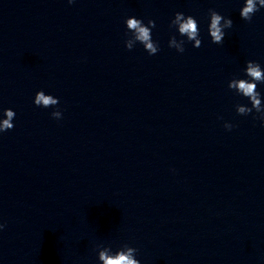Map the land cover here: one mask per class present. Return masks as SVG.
<instances>
[{"label":"clouds","instance_id":"clouds-1","mask_svg":"<svg viewBox=\"0 0 264 264\" xmlns=\"http://www.w3.org/2000/svg\"><path fill=\"white\" fill-rule=\"evenodd\" d=\"M74 2L75 0H68L69 4ZM261 8H264V0H244L239 13L240 17L245 21H251L253 15ZM209 18L208 33L211 41L215 44H222L225 38V29L232 28L233 21L231 18L222 16L214 9H209ZM125 24L127 28L125 47L128 50L133 48L131 41L134 40L142 44L149 55H155L159 51L158 43L152 38V29L156 26L154 20H148L147 24H145L143 20L132 16L126 18ZM170 27L175 28L180 36L186 37L187 41H194L193 47H201L199 25L193 16H185L183 12H176ZM177 41V37L173 35L169 40V47H174L178 52H184L186 41L181 39L179 44H177ZM244 73L247 78L234 77L229 81L228 88L234 90L237 95L247 98L251 107L238 104L236 112L239 115H248L254 110L259 114L257 118L264 122V104L261 101V93L258 91V84L264 83V69L261 68L259 63L249 60L246 62ZM34 104L44 108L55 107L59 104V99L52 95H45V92L41 90L35 94ZM15 115L16 113L10 108L3 111L4 118L0 119V133L11 130L14 127L13 120ZM51 115L55 119L62 118V113L58 109L53 111ZM224 127L231 130L233 125L225 123ZM4 227V224H0V230H3ZM137 251L136 248L127 244L114 253L111 248H106L99 252V260L103 261V264H140V261L136 258Z\"/></svg>","mask_w":264,"mask_h":264}]
</instances>
